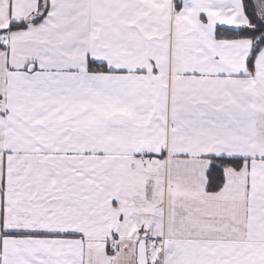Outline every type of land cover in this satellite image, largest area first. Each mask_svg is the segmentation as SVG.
Instances as JSON below:
<instances>
[{
    "label": "snow or ice",
    "instance_id": "6c2138e0",
    "mask_svg": "<svg viewBox=\"0 0 264 264\" xmlns=\"http://www.w3.org/2000/svg\"><path fill=\"white\" fill-rule=\"evenodd\" d=\"M0 264H264V0H0Z\"/></svg>",
    "mask_w": 264,
    "mask_h": 264
}]
</instances>
